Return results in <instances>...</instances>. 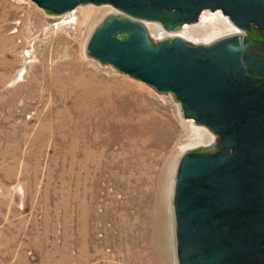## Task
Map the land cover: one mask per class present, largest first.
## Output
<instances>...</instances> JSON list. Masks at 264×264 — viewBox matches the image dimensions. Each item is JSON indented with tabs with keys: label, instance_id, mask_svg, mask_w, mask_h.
Returning a JSON list of instances; mask_svg holds the SVG:
<instances>
[{
	"label": "rangeland",
	"instance_id": "obj_1",
	"mask_svg": "<svg viewBox=\"0 0 264 264\" xmlns=\"http://www.w3.org/2000/svg\"><path fill=\"white\" fill-rule=\"evenodd\" d=\"M42 9L0 0V264H177L175 169L214 133L85 54L94 24L117 8ZM226 16L205 8L168 34L143 23L155 43L177 34L207 44L240 31Z\"/></svg>",
	"mask_w": 264,
	"mask_h": 264
},
{
	"label": "water",
	"instance_id": "obj_2",
	"mask_svg": "<svg viewBox=\"0 0 264 264\" xmlns=\"http://www.w3.org/2000/svg\"><path fill=\"white\" fill-rule=\"evenodd\" d=\"M44 12L108 3L83 51L173 99L184 119L207 126L211 144L179 156L172 190L177 264H264V0H33ZM221 8L240 31L190 43L152 42L143 20L166 31ZM245 33V34H246Z\"/></svg>",
	"mask_w": 264,
	"mask_h": 264
},
{
	"label": "bare ground",
	"instance_id": "obj_3",
	"mask_svg": "<svg viewBox=\"0 0 264 264\" xmlns=\"http://www.w3.org/2000/svg\"><path fill=\"white\" fill-rule=\"evenodd\" d=\"M102 11H106V8H101ZM101 11V10H100ZM202 15V14H201ZM68 21V20H67ZM147 21V20H145ZM152 22H156V21H152ZM159 23V22H158ZM158 23H153L151 26V28H153L156 32H158L159 30L160 31H163V34H168L169 33H173L175 31H166V30H163V28H161V25L158 24ZM233 26V25H232ZM195 28L194 26L190 29H193ZM235 32H236V29H235ZM177 35V34H175ZM191 133L193 134V138H196V140H201L202 141V138H205L207 137V135L205 133H203V131L198 127V126H194V125H191ZM174 179V178H173ZM174 181V180H173ZM172 183V182H171ZM173 184V183H172Z\"/></svg>",
	"mask_w": 264,
	"mask_h": 264
},
{
	"label": "flooded vegetation",
	"instance_id": "obj_4",
	"mask_svg": "<svg viewBox=\"0 0 264 264\" xmlns=\"http://www.w3.org/2000/svg\"><path fill=\"white\" fill-rule=\"evenodd\" d=\"M244 32V31H242ZM248 33H244V36L246 38H251V39H254V40H261V39H264V33L261 32V30L257 27H251L247 30Z\"/></svg>",
	"mask_w": 264,
	"mask_h": 264
}]
</instances>
